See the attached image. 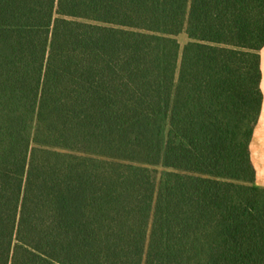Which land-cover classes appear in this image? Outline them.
<instances>
[{
    "label": "trees",
    "instance_id": "1",
    "mask_svg": "<svg viewBox=\"0 0 264 264\" xmlns=\"http://www.w3.org/2000/svg\"><path fill=\"white\" fill-rule=\"evenodd\" d=\"M188 5L0 0V264H264L257 119L174 103Z\"/></svg>",
    "mask_w": 264,
    "mask_h": 264
},
{
    "label": "rangeland",
    "instance_id": "2",
    "mask_svg": "<svg viewBox=\"0 0 264 264\" xmlns=\"http://www.w3.org/2000/svg\"><path fill=\"white\" fill-rule=\"evenodd\" d=\"M239 50L256 53L264 44V0L239 1ZM234 16V20H235ZM235 33V31H233ZM179 41L184 44L183 36ZM235 42V39L233 40ZM254 51V52H253ZM196 57V58H195ZM194 59L199 68L215 67L207 58L182 54L181 68L176 77L174 103L177 106L207 110L220 115L247 120L257 119L261 105L260 71L254 55L238 63L227 64L221 77H190L187 66ZM256 64V65H253ZM255 66V70L253 69ZM200 71V70H199ZM205 74L207 72L204 71Z\"/></svg>",
    "mask_w": 264,
    "mask_h": 264
},
{
    "label": "crops",
    "instance_id": "3",
    "mask_svg": "<svg viewBox=\"0 0 264 264\" xmlns=\"http://www.w3.org/2000/svg\"><path fill=\"white\" fill-rule=\"evenodd\" d=\"M239 1L240 0H189L185 28L182 34L184 44L179 41L181 50L177 76L181 68L182 54H193L200 58H207V62H213L215 67L208 66L200 69L196 59L187 66L190 77H221L217 71L223 70V66L240 62L216 55H209L194 51H189L186 46L189 44H199L211 47L227 48L239 50ZM247 3L250 0H245ZM253 4L255 0H251ZM234 16L236 17L234 20ZM235 31V33L233 32ZM235 39V42L233 41ZM254 52V51H253ZM259 62L257 66L260 71V92L261 105L257 115V122L253 129L250 141V156L255 168V183L264 188V44L257 52ZM196 58V57H195ZM253 65H256L253 63ZM255 70V66H253ZM200 70V71H199ZM207 72V74L204 73Z\"/></svg>",
    "mask_w": 264,
    "mask_h": 264
}]
</instances>
